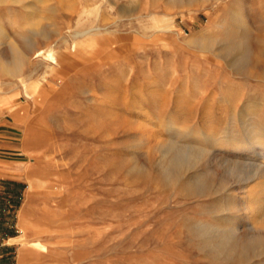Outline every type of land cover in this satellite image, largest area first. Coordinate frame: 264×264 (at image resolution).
Listing matches in <instances>:
<instances>
[{"label": "rangeland", "instance_id": "374dc122", "mask_svg": "<svg viewBox=\"0 0 264 264\" xmlns=\"http://www.w3.org/2000/svg\"><path fill=\"white\" fill-rule=\"evenodd\" d=\"M0 135L29 264H236L199 231L240 206L228 164L264 174V0H0Z\"/></svg>", "mask_w": 264, "mask_h": 264}, {"label": "bare ground", "instance_id": "6f19581e", "mask_svg": "<svg viewBox=\"0 0 264 264\" xmlns=\"http://www.w3.org/2000/svg\"><path fill=\"white\" fill-rule=\"evenodd\" d=\"M5 41L1 42L4 44ZM246 43L249 45V42L246 41ZM248 45L243 46L241 57L250 64L257 60V53L252 52V49H249L250 45ZM168 127L171 129L172 124L169 123ZM173 149L175 148L172 147L171 150L174 151ZM208 156V152L195 151L187 155V159L190 163L195 164L207 160ZM174 158L169 161L172 162ZM183 159L182 157L178 158L179 161L177 160L180 166L183 165V161L187 160L186 158V160ZM225 175L234 179L242 178L238 181L241 191L232 194L233 198L240 202V206L234 204L228 207L227 217L223 223H216L205 230L198 231L202 232V235L203 233L204 235L208 234L209 237H207L206 242L212 255L234 261L236 264H243L254 257H260L264 253V174H262L259 166H254L251 163L233 162L227 165ZM194 180L196 190L211 189L213 179L206 171L196 175ZM241 212L243 213L240 214ZM239 217L243 219L245 231H239L240 226L236 223Z\"/></svg>", "mask_w": 264, "mask_h": 264}, {"label": "crops", "instance_id": "0c3cea01", "mask_svg": "<svg viewBox=\"0 0 264 264\" xmlns=\"http://www.w3.org/2000/svg\"><path fill=\"white\" fill-rule=\"evenodd\" d=\"M6 139L0 135V187L3 183H7L8 180H20L18 177L13 176V173L18 171V166L15 162H12L6 157L5 144ZM1 209V208H0ZM5 211V208L2 209ZM16 236L10 237L9 235H0V264H29L23 256V250L16 243H10L9 239H13Z\"/></svg>", "mask_w": 264, "mask_h": 264}]
</instances>
